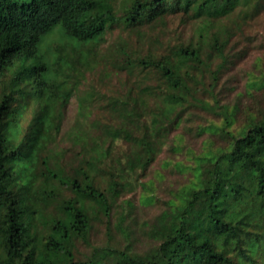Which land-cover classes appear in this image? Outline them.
<instances>
[{
    "label": "trees",
    "instance_id": "1",
    "mask_svg": "<svg viewBox=\"0 0 264 264\" xmlns=\"http://www.w3.org/2000/svg\"><path fill=\"white\" fill-rule=\"evenodd\" d=\"M250 1L0 0V264H70L93 217L116 206L123 239L96 246L90 264H264V107L237 126L218 86L236 33L225 20ZM172 16L196 28L164 45L153 33ZM213 50L223 61L207 73ZM190 107L223 108L205 127L220 141L180 165L193 179L145 224L153 245L127 251L139 208L118 200Z\"/></svg>",
    "mask_w": 264,
    "mask_h": 264
},
{
    "label": "rangeland",
    "instance_id": "2",
    "mask_svg": "<svg viewBox=\"0 0 264 264\" xmlns=\"http://www.w3.org/2000/svg\"><path fill=\"white\" fill-rule=\"evenodd\" d=\"M168 19L167 27H157L153 33L156 39L158 36L162 39L164 45L176 43L179 40L188 41L193 36L195 24L183 23L180 18L174 16ZM225 25L235 27L236 33L234 32V36L228 41L225 49L230 61L222 71L224 75H222L218 86L221 103L229 105L228 111H231L235 105L237 106L239 112H237L236 125L239 126L243 121L254 118L259 107H264V0H251L249 4L237 8L234 16L225 20ZM120 30H123L121 26L116 25L108 31L105 48L111 47L113 39H117ZM130 39L133 44L138 46L137 36L132 35ZM155 44V41L146 42L145 47H154ZM210 59L212 62L207 73L215 71L218 64L223 61L221 57L217 56L215 50L211 53ZM228 80L230 82L226 83ZM112 84V86L118 84V80L114 76ZM221 109L223 108L217 107L218 113H216L201 107H190L183 112L181 121L170 126L166 135L167 141L153 163L145 171L141 170L131 176V184L128 186L127 192L121 195L118 200V205H123L125 199H132L139 208L136 213L137 221L134 222L135 225L132 223L134 234L131 236V242L127 245L126 241H122L121 246L124 248L128 246L127 251L134 248L143 252L153 245L146 234L148 226L146 228L145 224L159 216L169 206L168 203L175 197L177 191H180L193 179V172L186 167L181 168L180 165H194V156L202 151L206 140L212 141V144L215 145L220 141L212 130L205 129V127L211 124H222L225 112L220 113ZM77 110V98H73L67 108L63 136L71 128ZM224 110L226 111V109ZM68 144L69 142L64 141L66 147ZM126 148V145L118 142V145L113 147V153ZM150 193L155 196V201L145 202L146 194ZM114 210L109 219L103 214L93 217L88 237L89 243H76L71 263L90 264L89 261H93L95 258L94 248L96 246L101 248L105 245H114L116 244L115 238L123 239V235L117 229L120 207L116 206Z\"/></svg>",
    "mask_w": 264,
    "mask_h": 264
}]
</instances>
